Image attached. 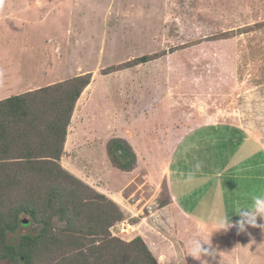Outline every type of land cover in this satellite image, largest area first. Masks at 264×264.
<instances>
[{
    "label": "rangeland",
    "instance_id": "374dc122",
    "mask_svg": "<svg viewBox=\"0 0 264 264\" xmlns=\"http://www.w3.org/2000/svg\"><path fill=\"white\" fill-rule=\"evenodd\" d=\"M152 54L159 56L118 67ZM86 73L61 164L124 210L113 235H141L161 264H177L166 243L175 226L162 209L171 133L204 122L252 123L264 133V0H0V100ZM205 127L201 143L215 149ZM114 137L136 152L133 170L113 165ZM185 161L183 170L197 171ZM37 229L23 222L8 240ZM208 258L203 264L223 260Z\"/></svg>",
    "mask_w": 264,
    "mask_h": 264
},
{
    "label": "trees",
    "instance_id": "16d2710c",
    "mask_svg": "<svg viewBox=\"0 0 264 264\" xmlns=\"http://www.w3.org/2000/svg\"><path fill=\"white\" fill-rule=\"evenodd\" d=\"M143 55L119 68L146 63ZM111 69H116L111 67ZM90 73L0 100V259L18 264H161L141 235L124 240L111 228L120 205L61 164L76 102ZM117 168L131 171L137 155L123 137L108 141ZM37 230L8 240L23 223Z\"/></svg>",
    "mask_w": 264,
    "mask_h": 264
},
{
    "label": "crops",
    "instance_id": "0c3cea01",
    "mask_svg": "<svg viewBox=\"0 0 264 264\" xmlns=\"http://www.w3.org/2000/svg\"><path fill=\"white\" fill-rule=\"evenodd\" d=\"M203 126L218 139L215 149L201 143ZM171 135L176 141L171 140L173 152L166 159L168 199L162 209L171 214L170 223L175 226L172 238L167 228L166 243L177 264H191L192 261L203 264L205 258L212 256L223 259L218 264H226V258H235L239 263L240 259H245L244 264H264V229L248 226L243 232L236 227L218 230L215 223L224 215L238 221L241 217L237 212L250 206L254 195H264V133L259 136L252 123L204 122ZM221 142H225L223 146ZM181 152L184 153L176 155ZM187 157L193 162H186ZM184 161L186 165L198 164L197 171L193 168L183 170ZM192 178L197 180L196 186L189 183ZM194 193H197L196 199L192 198ZM258 223L264 224V219L258 218ZM200 231H205L211 239L213 253L195 259L187 256V239L191 240Z\"/></svg>",
    "mask_w": 264,
    "mask_h": 264
},
{
    "label": "clouds",
    "instance_id": "9594fccd",
    "mask_svg": "<svg viewBox=\"0 0 264 264\" xmlns=\"http://www.w3.org/2000/svg\"><path fill=\"white\" fill-rule=\"evenodd\" d=\"M240 215L238 221H232L228 215L221 216L216 220L218 230H228L236 227L238 231L247 230L248 226L260 227L264 229V224L258 223V218L264 219V195H254L250 206L240 209L237 212ZM204 245H209L205 247ZM211 239L205 231L198 232L188 243L187 256L191 255L195 259H200L202 255H211Z\"/></svg>",
    "mask_w": 264,
    "mask_h": 264
},
{
    "label": "water",
    "instance_id": "95a60500",
    "mask_svg": "<svg viewBox=\"0 0 264 264\" xmlns=\"http://www.w3.org/2000/svg\"><path fill=\"white\" fill-rule=\"evenodd\" d=\"M23 222H24V223H27V222H28V219L23 220Z\"/></svg>",
    "mask_w": 264,
    "mask_h": 264
}]
</instances>
